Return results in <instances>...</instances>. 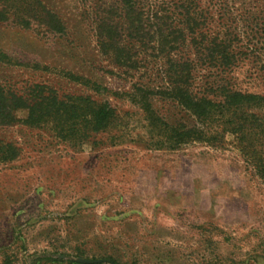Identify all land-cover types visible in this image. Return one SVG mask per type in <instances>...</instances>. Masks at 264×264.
<instances>
[{
    "label": "rangeland",
    "instance_id": "rangeland-1",
    "mask_svg": "<svg viewBox=\"0 0 264 264\" xmlns=\"http://www.w3.org/2000/svg\"><path fill=\"white\" fill-rule=\"evenodd\" d=\"M42 1L65 32L0 21V86L28 100L37 87L60 100L90 97L109 104L117 119L81 147L50 126L24 123V111L0 127V141L18 150L14 161L0 164V264H264V180L236 137L157 149L132 99L139 88L151 90L160 118L203 128L158 95L176 62L190 63L194 93L220 101L221 86L264 95V22H220L216 0L215 22H190L193 35L184 22H165L187 30L175 50L130 40L125 22H105L118 26L132 59L125 65L100 45L99 7L111 0ZM210 3L203 0L202 8ZM248 3L234 1L235 16L262 13V3ZM220 41L235 55L231 68H220L217 54L212 59V43Z\"/></svg>",
    "mask_w": 264,
    "mask_h": 264
},
{
    "label": "trees",
    "instance_id": "trees-1",
    "mask_svg": "<svg viewBox=\"0 0 264 264\" xmlns=\"http://www.w3.org/2000/svg\"><path fill=\"white\" fill-rule=\"evenodd\" d=\"M112 4L99 7L97 22L99 26L100 45L104 50L113 51L116 60L129 65L127 49L118 39V26L105 22H125V30L130 40H155L163 48L175 50L179 43H184L186 31L173 28L165 22H184L189 25L193 35L195 29L190 22H215L210 0L207 9L202 8L203 0H111ZM236 0H218L220 5V22H264V8L258 5L264 0H248L254 8H260L259 16L246 12L240 16L232 11L231 4ZM247 3V0H244ZM215 5V4H214ZM213 6V5H212ZM13 17L24 28L32 23L56 34H63L65 26L60 17L44 4L42 0H0V21ZM211 49L220 60V68H231L236 60L231 46L225 41L213 42ZM6 59L0 54V60ZM189 62L172 63L171 74H168V87L158 95L178 103L191 116L197 119L203 128H186L172 126L160 118L153 109L151 97L156 94L146 88L137 89L133 101L145 114L150 134L155 139L154 147L177 150L192 142H223L226 134L236 137L243 155L250 160L257 175L264 180V95L245 94L226 90L220 86V101L205 95L194 93L191 89L192 73L188 70ZM75 80L81 81L78 78ZM83 83V82H82ZM86 85L90 82H84ZM96 89L98 86L94 85ZM26 112L24 123L36 126H50L61 140L81 147L88 143L92 135L106 133L117 119L116 111L107 103H99L90 97H73L60 100L53 93L47 94L43 88L37 87L33 100L12 95L0 86V127H8L17 123L18 112ZM211 132L212 134H210ZM18 150L11 144L0 141V164L14 161ZM111 264H121L109 258ZM77 264V263H71Z\"/></svg>",
    "mask_w": 264,
    "mask_h": 264
}]
</instances>
